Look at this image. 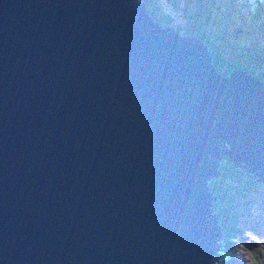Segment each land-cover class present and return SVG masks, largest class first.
<instances>
[{
  "label": "water",
  "instance_id": "1",
  "mask_svg": "<svg viewBox=\"0 0 264 264\" xmlns=\"http://www.w3.org/2000/svg\"><path fill=\"white\" fill-rule=\"evenodd\" d=\"M214 156L264 182V80L141 0H0V264H213Z\"/></svg>",
  "mask_w": 264,
  "mask_h": 264
},
{
  "label": "trees",
  "instance_id": "2",
  "mask_svg": "<svg viewBox=\"0 0 264 264\" xmlns=\"http://www.w3.org/2000/svg\"><path fill=\"white\" fill-rule=\"evenodd\" d=\"M141 1H143L145 9L153 21H156L159 26L170 25L177 32L175 26L170 23L167 14L158 13L160 0ZM164 1L168 2L174 10L181 6L184 10L182 15L186 19V25L182 27V33H177L193 34L200 38L209 52L211 63L220 74H228L230 69L239 67L256 76L258 80H264V41L252 35L246 36L249 30V22L252 23L257 18L260 8L246 9L245 6H237L234 2L233 5L237 9L235 13L239 20H245L249 13L254 18L248 20L246 25L237 23L228 27L225 24L228 16L221 18L219 15L217 16L218 19L214 16L213 19L210 16L211 0ZM260 28L264 30V26L260 25ZM219 39H223L222 43ZM238 39L244 40L242 43H238ZM226 42H231L234 47L229 51L230 53L233 52L230 64L225 59V49L222 48V44ZM207 156L210 157L209 154ZM214 157L217 160L216 169L218 173L207 180L208 191L210 195L214 196L210 202V212L216 215L219 232L216 239L218 258L213 264H260V262L264 264V260H262L264 253L258 256L254 255L251 262L239 261L237 258L238 248L246 240L244 236H247L249 232H256V229L253 228L256 225L247 220L239 221L240 214L236 209V201L242 200L248 208V203L251 200L248 194L253 193L262 181L256 180L255 174L251 171L245 173V166L236 165L225 157Z\"/></svg>",
  "mask_w": 264,
  "mask_h": 264
},
{
  "label": "rangeland",
  "instance_id": "3",
  "mask_svg": "<svg viewBox=\"0 0 264 264\" xmlns=\"http://www.w3.org/2000/svg\"><path fill=\"white\" fill-rule=\"evenodd\" d=\"M195 1V0H194ZM207 1V0H206ZM212 4L209 10L210 16L217 18L220 15L221 18L227 17L225 24L228 27L240 24H247V21L254 18L250 13L245 20H239L236 12V7L233 5L235 2L237 6H245L246 9L260 8L257 18L250 23L249 30L246 36L250 37L251 35L257 39L264 41V30L260 28V25L264 26V0H211ZM209 3V2H208ZM179 9L174 10L168 2L160 0L158 4V13H166L170 19V23L173 24L175 30L179 33H182V27L186 25V19L182 15L184 10L181 6H178ZM214 19V18H213ZM222 21V20H218ZM222 43L223 39H219ZM244 39H238V43H242ZM245 40H247L245 38ZM235 43V42H234ZM222 48L225 49V59H227L228 64L232 62L233 52H229L230 49H233L231 42H226L222 44ZM238 51V50H237ZM248 197L251 198L250 204L248 203V208L244 205L242 200L236 201V209L240 214L239 221L247 220L250 223L255 224L253 227L256 229V232H249L247 236H244L246 239L238 248V260L243 262H251L254 259V255L258 256L264 253V184H261L253 193H249ZM246 210V211H245ZM245 211V212H244ZM262 260L264 258L262 257ZM242 264V263H241ZM260 264H262L260 262Z\"/></svg>",
  "mask_w": 264,
  "mask_h": 264
},
{
  "label": "clouds",
  "instance_id": "4",
  "mask_svg": "<svg viewBox=\"0 0 264 264\" xmlns=\"http://www.w3.org/2000/svg\"><path fill=\"white\" fill-rule=\"evenodd\" d=\"M220 145V144H219Z\"/></svg>",
  "mask_w": 264,
  "mask_h": 264
}]
</instances>
